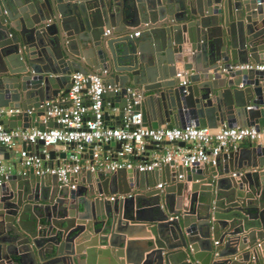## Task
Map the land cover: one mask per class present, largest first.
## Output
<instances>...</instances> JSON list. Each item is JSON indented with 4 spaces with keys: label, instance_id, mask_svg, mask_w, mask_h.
<instances>
[{
    "label": "water",
    "instance_id": "obj_1",
    "mask_svg": "<svg viewBox=\"0 0 264 264\" xmlns=\"http://www.w3.org/2000/svg\"><path fill=\"white\" fill-rule=\"evenodd\" d=\"M237 62H264V0H0V106L34 109L0 120L4 127L44 128L41 102L64 95L72 73L96 70L120 87L105 99L125 104L127 87L145 94L135 108L151 127L264 124V77L221 72ZM13 170L0 175V264H264L260 143L215 164L96 172L73 188Z\"/></svg>",
    "mask_w": 264,
    "mask_h": 264
},
{
    "label": "built area",
    "instance_id": "obj_2",
    "mask_svg": "<svg viewBox=\"0 0 264 264\" xmlns=\"http://www.w3.org/2000/svg\"><path fill=\"white\" fill-rule=\"evenodd\" d=\"M104 30V35L110 33ZM140 31L132 35L139 36ZM252 69L260 71L264 77V62L231 63L221 67L222 73L231 70ZM101 73L74 72L71 74V85L68 91L58 100H44L40 106L42 111L37 114L44 128H7L0 124V145L13 148L19 143L41 144V153H31L23 146L19 151L17 163L6 165L3 162L0 150V175H7L13 168L20 173L31 171L34 175H56L59 182L67 183L70 174H77L86 169L91 172L108 174L119 169L134 170L137 173L153 172L163 165L172 167H192L205 163L215 164L217 156L222 152L236 150L244 140L252 142L264 141V124L250 126H227L224 124L216 127L198 126L193 121L185 126H157L146 125L142 113L135 106L141 101V94L134 88L127 87L126 91L131 99L122 105H112L105 99L107 92H118L117 84L105 83ZM182 84L186 83V73L178 72ZM112 110L119 111L121 125L109 126L105 122V105ZM33 108L0 106V118L9 117L22 112L31 113ZM53 122L56 126L48 125ZM116 144L115 158L109 159L102 155V145ZM189 143L188 147L179 144ZM72 146L70 153L71 162L61 165L47 163L50 159L46 148L55 145ZM154 144L160 147L150 158L132 161L131 156H145L147 145ZM90 148V159L85 164L80 163L82 152ZM19 166V167H18ZM240 174V173H239ZM233 172L232 175H239ZM183 173L177 174V179H182ZM72 188L74 184L70 185ZM162 188V183L156 184ZM114 199L115 195L109 196ZM172 218V217H170Z\"/></svg>",
    "mask_w": 264,
    "mask_h": 264
},
{
    "label": "crops",
    "instance_id": "obj_3",
    "mask_svg": "<svg viewBox=\"0 0 264 264\" xmlns=\"http://www.w3.org/2000/svg\"><path fill=\"white\" fill-rule=\"evenodd\" d=\"M106 29V28H105ZM104 29V30H105ZM111 30V29H110ZM133 32L134 31H140V27H136V28H133L132 29ZM112 35V30L110 31V33L106 36H110ZM101 71L103 70H96V73H101ZM103 75H106V74H103ZM63 95H58L57 98L54 99V101H58ZM144 98H147L145 97V94H142L141 93V100L144 99ZM106 100H109V102L112 104V105H116V104H121V101H122V98L121 96H106ZM147 103H145V109L149 112L150 116L152 115V112L155 111V107H154V103L152 104L151 101L149 100H146ZM118 104V105H119ZM104 111L107 112L106 116H105V122L107 125L109 126H119L121 125V120H120V116H119V111H114L111 109L110 106H108L107 104L105 105L104 107ZM4 118H7V117H4ZM4 118H0V120L4 119ZM149 126V124H147ZM167 126V123H162L158 126ZM8 128V127H7ZM18 128H21V127H18ZM252 141H249V140H244L240 143V148L244 147V146H247L251 143ZM256 143H260L262 145H264V141H261V142H256ZM180 146H185V147H188L190 144L189 143H183V144H179ZM25 146L29 152L31 153H34V152H39L41 153L42 149H43V146L41 144H37V143H34V144H22V143H19L17 146H14L12 149L11 148H6V154L4 155V152H2V157H3V162L6 164V165H12V164H15L17 163L18 159H19V151L20 149ZM102 152L101 154L104 156V155H107V157L109 159H114L115 158V152H116V147L117 145L116 144H109V145H105L103 144L102 146ZM49 152V150H53L55 151V155L53 158H50L47 163L49 164H52V165H61V164H64V163H69L71 162L70 159H69V155L70 153L73 152L72 150V146H63L61 144L59 145H55V146H49L48 148H46ZM89 150L90 148L87 147L86 151L85 152H82L81 154V157H80V163L81 164H85L86 161L88 159H90V154H89ZM160 150V147L159 146H156L154 144H150V145H147V151L145 152V156H131L129 157L132 161H139V160H143V159H146V158H150L151 155L155 152V151H159ZM64 151L66 152V157L65 158H62L60 156V153ZM19 167V166H18ZM15 170H12V172H14ZM87 171L86 169H83L81 170L79 173L77 174H70L69 176V180L68 181H72L71 183L74 184L75 186L76 185H84V186H87V181L92 179V181H94V175L96 172H91L93 174V176L90 175V178L89 176H87ZM183 173V177H184V172L181 171ZM167 174H171V170H167V171H164L163 172V177H165ZM242 173L240 172L239 175H236L233 177L232 173H231V177H233L234 179H238L239 176L241 175ZM171 177V176H170ZM125 181L128 183V180L127 178H125ZM95 182V181H94ZM157 183H162L163 186H164V183L162 181V179H160V177L158 178V180L156 181V184ZM71 185V184H70ZM156 187V185H155ZM135 192H138V191H135ZM138 232V231H137ZM142 233H136L135 235H141ZM44 237V236H43ZM135 240L139 239V238H133ZM48 244L45 243L44 246H47ZM53 257H54V254H48L46 259H45V262L48 263V261L51 262V260L53 261ZM228 257H224L221 259V264H231V257L230 260H227ZM220 260V259H219ZM42 264V263H41ZM54 264V263H53Z\"/></svg>",
    "mask_w": 264,
    "mask_h": 264
}]
</instances>
